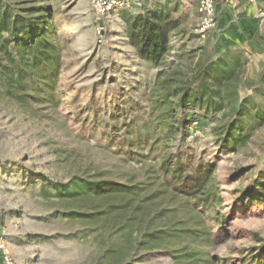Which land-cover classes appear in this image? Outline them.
<instances>
[{
  "label": "rangeland",
  "instance_id": "1",
  "mask_svg": "<svg viewBox=\"0 0 264 264\" xmlns=\"http://www.w3.org/2000/svg\"><path fill=\"white\" fill-rule=\"evenodd\" d=\"M240 1L220 0L215 27L199 39V0H159L154 7L177 25L154 64L142 60L127 37L129 16L154 7L135 3L100 18L91 0H45L57 13L64 39L60 102L20 105L0 97V212L17 225L7 237L16 264H174L167 253L172 244L196 253V259L176 264H256L251 256L264 245V198L257 204L238 201L264 175V124L244 147L220 152L212 136L219 115L190 111L185 148L211 166L213 194L203 208L197 198L164 190L152 162H127L109 150L91 122L86 128L76 122L68 104L74 95L79 105L93 96L117 113L113 97L141 104L161 72L178 70L184 76L207 58L229 67L236 61L243 71L238 98H252L264 111V0ZM76 178L131 190L88 188L62 196L52 187ZM174 230L179 237L165 234Z\"/></svg>",
  "mask_w": 264,
  "mask_h": 264
},
{
  "label": "trees",
  "instance_id": "2",
  "mask_svg": "<svg viewBox=\"0 0 264 264\" xmlns=\"http://www.w3.org/2000/svg\"><path fill=\"white\" fill-rule=\"evenodd\" d=\"M217 2L214 0L215 5ZM141 8L147 10L146 6ZM56 16L45 0H0V97L20 105L33 102L58 106L64 39L59 34ZM176 25L167 12L157 7L142 15L132 14L127 20L128 41L142 60L157 64L167 51L170 30ZM242 72L236 61L229 67L203 58L184 76L178 70L161 72L156 84L144 91L141 104L132 99L119 102L113 97L117 113L107 111L105 103L93 96L85 105H79V97L74 95L68 104L76 122L83 128L91 122L92 130L100 132L109 150L127 162H152L164 190L178 197L197 198L206 208L213 194L208 185L211 166L196 161L194 151L185 148L193 122L189 114L198 109L219 115L212 136L220 152H233L247 145L253 133L263 126L264 111L252 98H238ZM209 78L213 79L212 85L207 82ZM103 120L106 123L100 129ZM263 176L240 195L238 203L257 204L258 198H264ZM52 187L62 196L88 188L123 193L131 190L111 181L77 178L69 184L53 183ZM199 194L205 199H198ZM159 232L151 235L157 237ZM165 234L179 237L175 230ZM167 253L174 264L196 259V253L185 245L172 244ZM251 257L256 264L263 262L264 245L258 256Z\"/></svg>",
  "mask_w": 264,
  "mask_h": 264
},
{
  "label": "built area",
  "instance_id": "3",
  "mask_svg": "<svg viewBox=\"0 0 264 264\" xmlns=\"http://www.w3.org/2000/svg\"><path fill=\"white\" fill-rule=\"evenodd\" d=\"M137 0H91V6L95 14L100 18H105L116 9H128ZM214 0H199L198 15L199 25L196 29V36L204 39L208 31L213 29L216 24ZM0 253L3 264H16L13 260L9 247L5 242H0Z\"/></svg>",
  "mask_w": 264,
  "mask_h": 264
},
{
  "label": "crops",
  "instance_id": "4",
  "mask_svg": "<svg viewBox=\"0 0 264 264\" xmlns=\"http://www.w3.org/2000/svg\"><path fill=\"white\" fill-rule=\"evenodd\" d=\"M170 1V0H167ZM218 2L216 5L218 6L220 4V0H217ZM250 0H241L240 3L246 2ZM145 0H137L136 5L139 6V8L143 7ZM159 2V0H146L145 5L147 8L154 7L155 3ZM239 4V3H238ZM241 5V4H240ZM255 5V4H254ZM16 224V223H15ZM17 225H12L10 214H6L3 212H0V242H5L7 244V237L13 232H15ZM0 264L2 263V257L0 253Z\"/></svg>",
  "mask_w": 264,
  "mask_h": 264
}]
</instances>
